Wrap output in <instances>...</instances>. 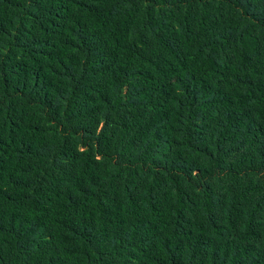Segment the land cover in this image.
Wrapping results in <instances>:
<instances>
[{
  "label": "trees",
  "instance_id": "trees-1",
  "mask_svg": "<svg viewBox=\"0 0 264 264\" xmlns=\"http://www.w3.org/2000/svg\"><path fill=\"white\" fill-rule=\"evenodd\" d=\"M0 264H264V0H0Z\"/></svg>",
  "mask_w": 264,
  "mask_h": 264
}]
</instances>
